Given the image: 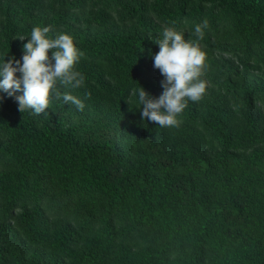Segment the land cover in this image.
I'll return each mask as SVG.
<instances>
[{"label":"trees","instance_id":"obj_1","mask_svg":"<svg viewBox=\"0 0 264 264\" xmlns=\"http://www.w3.org/2000/svg\"><path fill=\"white\" fill-rule=\"evenodd\" d=\"M48 26L82 53L61 91L85 107L0 91V264H264V0H0V62ZM165 27L206 54L178 127L135 95L163 91Z\"/></svg>","mask_w":264,"mask_h":264},{"label":"clouds","instance_id":"obj_2","mask_svg":"<svg viewBox=\"0 0 264 264\" xmlns=\"http://www.w3.org/2000/svg\"><path fill=\"white\" fill-rule=\"evenodd\" d=\"M208 27L205 20L195 26L194 35L204 36L203 29ZM51 26L34 27L30 38L23 44L22 56H14L0 62V91L7 98H13L18 111H30L33 115L48 116L51 98L62 100L65 105H74L83 111V101L61 87L79 88L84 84V76L74 70L82 53L74 45L68 34L49 36ZM26 38H21L23 41ZM159 51L152 55L154 69L159 70L163 80L160 82L162 93L153 98L142 87L135 90L141 120L160 127H178V116L189 102H199L206 93L207 81L202 79L206 54L197 43L185 40L175 29L165 27L162 38L155 42ZM49 52L51 56H49ZM19 73V75H17ZM22 92V95L16 93ZM0 96V103L6 98ZM90 98V93L85 99Z\"/></svg>","mask_w":264,"mask_h":264}]
</instances>
